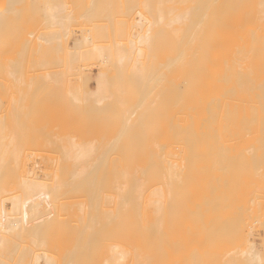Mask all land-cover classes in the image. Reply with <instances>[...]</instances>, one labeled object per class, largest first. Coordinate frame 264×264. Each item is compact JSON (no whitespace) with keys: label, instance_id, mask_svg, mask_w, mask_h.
<instances>
[{"label":"rangeland","instance_id":"obj_1","mask_svg":"<svg viewBox=\"0 0 264 264\" xmlns=\"http://www.w3.org/2000/svg\"><path fill=\"white\" fill-rule=\"evenodd\" d=\"M152 1L0 0V264H114L115 152L161 130L166 40L160 22L137 24ZM204 124L187 258L264 264V131Z\"/></svg>","mask_w":264,"mask_h":264},{"label":"bare ground","instance_id":"obj_2","mask_svg":"<svg viewBox=\"0 0 264 264\" xmlns=\"http://www.w3.org/2000/svg\"><path fill=\"white\" fill-rule=\"evenodd\" d=\"M156 1L137 24L153 28L158 22L164 47L171 51L175 42L177 49L171 55L161 48L170 58L162 57L160 136L115 152L114 264H169L174 258L178 264L197 256V133L211 127L197 128L200 120L238 119L241 135L264 131V0ZM246 142L243 151L261 153L260 141ZM245 165L242 180L252 168ZM168 242L176 243L170 244L178 249L174 254Z\"/></svg>","mask_w":264,"mask_h":264}]
</instances>
